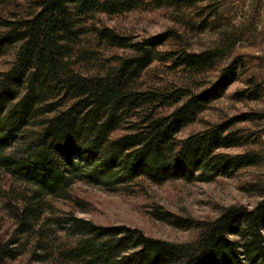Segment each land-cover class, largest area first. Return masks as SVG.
<instances>
[{
  "label": "trees",
  "instance_id": "trees-1",
  "mask_svg": "<svg viewBox=\"0 0 264 264\" xmlns=\"http://www.w3.org/2000/svg\"><path fill=\"white\" fill-rule=\"evenodd\" d=\"M17 2L0 0V55H10L0 70V197L13 225L0 233V264L27 245L32 259L81 264H264V174L244 186L257 196L252 206L225 205L202 220L155 211L196 228L190 240L97 224L55 206L56 200L81 203L70 192L77 179L129 190L141 180L207 181L264 164V126H235L264 119L261 110L176 135L239 77L244 86L232 92L234 99L264 95L262 74L249 71L247 54L233 52L244 31L223 30L216 45L192 51L171 29L136 40L94 21L96 14L205 2L196 12L205 19L183 23L219 27L227 17L212 0H30L23 13ZM168 42L170 48L159 49ZM254 57L264 64V54ZM154 62L182 79L144 83ZM214 69L213 79L197 80ZM239 146L249 147L222 150Z\"/></svg>",
  "mask_w": 264,
  "mask_h": 264
},
{
  "label": "rangeland",
  "instance_id": "rangeland-1",
  "mask_svg": "<svg viewBox=\"0 0 264 264\" xmlns=\"http://www.w3.org/2000/svg\"><path fill=\"white\" fill-rule=\"evenodd\" d=\"M29 1L18 0V13L24 12ZM212 2L218 6V12L225 18L227 17L225 23L220 24L219 27L208 26L194 30L183 23L184 19H188L196 24L204 18L201 14L197 16L196 12L206 4L205 2L178 9L173 6H159L150 9H134L116 15L96 14L94 21L96 24L108 26L136 40L171 29L180 35L184 47L192 51H199L216 45L223 30L235 32L243 30L244 34L236 41L233 52L247 54V58L250 59L249 71H257L264 77V64L260 66L259 59L254 57L264 54V0H212ZM207 21H211V19L209 18ZM171 45L168 42L159 49H167ZM107 52L122 53L124 51L110 49ZM9 59V53L0 55V70L5 69ZM216 74L217 69H214L197 77V80L205 84L206 80L213 79ZM181 79L182 76L177 70L166 71L163 65L157 62L152 63L143 75L144 83L159 82V80L180 81ZM243 86L241 77L231 82L221 96L209 101L196 118L180 128L176 135L178 137L185 136L242 111H264V95L257 100H236L232 97V92ZM235 126L243 130L259 131L264 126V119L254 122H238ZM261 137L264 139V132H261ZM247 147L249 146L228 147L222 150L236 152ZM263 174L264 164L250 165L241 167L231 174H218L207 181H186L174 178L154 183L141 180L140 184L132 182L129 190L121 188L111 190L86 179H77L70 185V192L73 198H77L81 203L56 200L55 206L62 210L71 209L75 215L97 224H125L137 227L150 236L171 241L190 240L195 236L196 228L177 226L168 219L157 217L155 211H168L180 217L202 220L214 217L225 205L244 204L252 206L257 200V196L244 186L259 179ZM2 183L3 181L0 179V188ZM56 212L58 215L62 211ZM51 221L49 224L55 225L54 220ZM12 227L9 210L6 209L3 199L0 197V233L6 236ZM6 264L81 263L75 261L61 262L52 257L44 260L32 259L29 256V246L27 245L23 252L12 259H8Z\"/></svg>",
  "mask_w": 264,
  "mask_h": 264
}]
</instances>
